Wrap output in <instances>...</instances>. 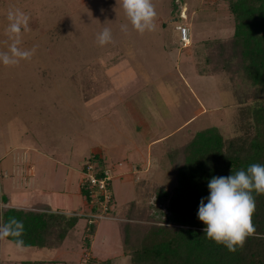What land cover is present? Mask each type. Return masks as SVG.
I'll return each instance as SVG.
<instances>
[{
  "label": "rangeland",
  "instance_id": "1",
  "mask_svg": "<svg viewBox=\"0 0 264 264\" xmlns=\"http://www.w3.org/2000/svg\"><path fill=\"white\" fill-rule=\"evenodd\" d=\"M152 2L155 28L140 35L120 0H0V51L10 43V9L29 16L21 46L36 49L31 60L0 64V208L60 216L50 245L0 238V264H86L88 255L90 264H131L124 252L166 223L169 200L159 193L177 185L174 150L207 127L225 136L245 131L252 98L236 59L227 65L229 51L220 54L215 43L234 33L229 0ZM180 23L190 28L186 47ZM104 28L113 42L100 46ZM95 154L99 168H113L108 212L91 208L82 191Z\"/></svg>",
  "mask_w": 264,
  "mask_h": 264
},
{
  "label": "trees",
  "instance_id": "2",
  "mask_svg": "<svg viewBox=\"0 0 264 264\" xmlns=\"http://www.w3.org/2000/svg\"><path fill=\"white\" fill-rule=\"evenodd\" d=\"M184 6L180 9L183 19ZM228 8L234 17V33L226 43L221 40H215V43L219 45L220 54L229 51L225 57L227 65L236 59V71L243 76L246 94L252 98L251 120L244 122L243 133L234 136H225L217 126L204 128L174 150L172 158L177 170V185L159 193L169 200L166 223L153 226L140 249L124 252L131 256V264H264V195L253 192L256 232L235 252L208 239L203 231L206 225L197 215L201 199L207 203L206 198L210 195L208 183L213 176H228L232 172L246 170L253 163L264 165V0H229ZM30 24L38 27L36 17L31 18ZM181 24L184 23L178 25ZM237 95L243 102L244 96L241 93ZM96 158L97 154L88 160L95 164ZM96 168L98 174H102L104 168L97 165ZM82 191L90 199L88 187L82 185ZM95 207L97 205L94 204L92 208ZM43 208H0V228L8 226L10 229L5 237L16 243L22 240L24 246L50 245L60 216ZM13 220L23 224L20 235L15 234ZM90 224L86 228L87 234L93 233V223ZM89 259L86 264H90ZM112 262L110 259L101 264ZM54 263L57 261L24 260L19 264Z\"/></svg>",
  "mask_w": 264,
  "mask_h": 264
},
{
  "label": "clouds",
  "instance_id": "3",
  "mask_svg": "<svg viewBox=\"0 0 264 264\" xmlns=\"http://www.w3.org/2000/svg\"><path fill=\"white\" fill-rule=\"evenodd\" d=\"M124 14L133 30L140 35L155 28L156 10L152 0H120ZM9 21L5 33L10 43L6 51H0V64L5 67L15 66L21 61L31 60L36 49H25L22 37L30 31L29 16L20 9H10L7 13ZM121 31L127 33L128 25H121ZM100 46L113 42L111 29L104 28L97 35ZM210 195L201 199L198 209V219L206 227L203 229L206 237L217 244L224 245L230 252L242 247L249 236L255 234L253 214L256 195H264V165L253 163L247 169H241L228 176H213L208 183ZM16 225V235L23 231V224L13 220ZM9 227L0 228V238L9 234ZM23 245L22 240L17 241Z\"/></svg>",
  "mask_w": 264,
  "mask_h": 264
},
{
  "label": "built area",
  "instance_id": "4",
  "mask_svg": "<svg viewBox=\"0 0 264 264\" xmlns=\"http://www.w3.org/2000/svg\"><path fill=\"white\" fill-rule=\"evenodd\" d=\"M178 29L180 30V42L183 44V46H188L191 43L189 26L186 24H181L178 25ZM112 170L113 168L111 167H105L102 170V174L100 173L99 175L96 165L90 160L86 161L84 166V181H86L87 187L90 192L89 202L91 203V208L94 204L97 205V207H103L105 205V207H103V211L108 212L110 210L108 201L111 198L110 187L113 178ZM103 197L107 199V202H105ZM93 217L94 216H90L91 219H93Z\"/></svg>",
  "mask_w": 264,
  "mask_h": 264
},
{
  "label": "crops",
  "instance_id": "5",
  "mask_svg": "<svg viewBox=\"0 0 264 264\" xmlns=\"http://www.w3.org/2000/svg\"><path fill=\"white\" fill-rule=\"evenodd\" d=\"M7 207H8V206H7ZM87 235H88V234H86V236H87ZM88 252H92V251L90 250V251H88ZM88 257L91 258L92 256L90 257V255H88ZM89 258H88V259H89ZM83 261H84V263H85V261H87V260H85V258H84Z\"/></svg>",
  "mask_w": 264,
  "mask_h": 264
}]
</instances>
